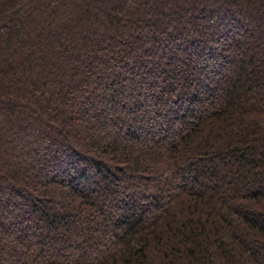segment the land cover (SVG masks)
Here are the masks:
<instances>
[{"label":"trees","instance_id":"1","mask_svg":"<svg viewBox=\"0 0 264 264\" xmlns=\"http://www.w3.org/2000/svg\"><path fill=\"white\" fill-rule=\"evenodd\" d=\"M161 1L0 0V264H264V0Z\"/></svg>","mask_w":264,"mask_h":264},{"label":"rangeland","instance_id":"2","mask_svg":"<svg viewBox=\"0 0 264 264\" xmlns=\"http://www.w3.org/2000/svg\"><path fill=\"white\" fill-rule=\"evenodd\" d=\"M160 2H164V1H161V0H153V3H156L157 4V6H159V7H161L160 5L162 4V3H160ZM173 2H174V0H173ZM179 2H181V1H179ZM178 2V3H179ZM100 4V3H99ZM102 4L104 5V3L102 2ZM173 4H177V3H173ZM104 8V7H103ZM94 13H96L95 11H94ZM82 25H84L83 23H82ZM258 37H259V35H257ZM261 38H264V36H261ZM12 146V144L10 145V147ZM14 147L12 146V148H11V150L13 149ZM10 155H11V153H9Z\"/></svg>","mask_w":264,"mask_h":264}]
</instances>
